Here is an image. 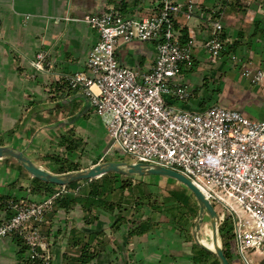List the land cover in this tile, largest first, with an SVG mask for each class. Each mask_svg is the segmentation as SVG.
I'll use <instances>...</instances> for the list:
<instances>
[{"label":"crops","instance_id":"0c3cea01","mask_svg":"<svg viewBox=\"0 0 264 264\" xmlns=\"http://www.w3.org/2000/svg\"><path fill=\"white\" fill-rule=\"evenodd\" d=\"M176 2L181 12L174 32L189 47L191 60L180 65L173 81L190 93L183 100L165 96L166 102L189 111L224 102L250 119H264V81L253 83L242 72L264 68V0ZM188 3L189 19L183 12ZM159 6L160 0H0V146L22 151L52 174L89 167L119 149L89 97L66 76L88 73L98 34L83 21L86 15L113 9L141 18ZM216 21L227 46L218 61L204 48ZM39 52L45 54L43 71L31 65ZM116 54L122 65L144 73L156 60V42L120 44ZM101 177L63 186L36 180L14 158L1 157L0 224L14 213L11 200L55 196V208L39 226L50 264H220L196 244L185 216L172 219L173 209L171 219H163V205L148 206L143 195L158 177ZM231 254L229 264H244L235 245ZM0 264L41 262L30 259L26 244L10 234L0 237Z\"/></svg>","mask_w":264,"mask_h":264},{"label":"built area","instance_id":"2783aa9c","mask_svg":"<svg viewBox=\"0 0 264 264\" xmlns=\"http://www.w3.org/2000/svg\"><path fill=\"white\" fill-rule=\"evenodd\" d=\"M181 12L176 0H160L157 13L147 17H124L117 10L86 15L83 21L98 34L87 58L88 73L66 76L72 88L82 90L105 129L130 162L158 164L180 172L200 188L210 201H218L232 217L233 243L244 264L253 249L264 256V119H250L240 111L211 105L201 111L180 110L165 96L186 99L189 89L174 82L179 67L190 62L189 47L179 42L174 20ZM184 16L193 15L185 5ZM222 23H213L204 48L213 60L226 55L221 38ZM156 42L157 56L144 73L122 65L116 54L120 44L132 41ZM45 54L39 52L31 65L43 71ZM253 83L264 81V68L243 69ZM241 205L235 209L213 192ZM12 216L0 224V237L17 235L26 244L29 257L50 264V253L39 230L45 215L55 208V196L40 202L25 199L9 202Z\"/></svg>","mask_w":264,"mask_h":264},{"label":"water","instance_id":"95a60500","mask_svg":"<svg viewBox=\"0 0 264 264\" xmlns=\"http://www.w3.org/2000/svg\"><path fill=\"white\" fill-rule=\"evenodd\" d=\"M9 156L14 158L28 173L33 177L53 184L68 185L78 180H91L106 173H116L124 176H146L159 175L170 177L185 185L193 194L197 205L198 213L193 223V238L201 248L213 253L219 260L220 264H229L228 259L223 253L219 235V216L212 203L205 197L203 192L191 180L178 171L173 169L146 162H130L125 160H112L98 162L89 167L81 168L62 174H52L47 170L39 167L30 160L22 151L11 146H0V158ZM207 214L210 220L211 234L209 236L213 248L207 247L201 242L200 229L203 223V217Z\"/></svg>","mask_w":264,"mask_h":264},{"label":"rangeland","instance_id":"374dc122","mask_svg":"<svg viewBox=\"0 0 264 264\" xmlns=\"http://www.w3.org/2000/svg\"><path fill=\"white\" fill-rule=\"evenodd\" d=\"M220 103L221 102H219V104H214V105H220V106L226 107L224 106V102L222 104ZM211 105H213V103ZM113 152H115V154ZM113 152L106 153L105 155H103L100 162L112 161V160H116V161L117 160H125V161L132 160L131 156H129L128 154H124V153L121 154L119 149L117 148H113ZM112 176L114 175H106L105 177H101L98 180H103V179L109 180L110 178H112ZM147 176H156L159 178L157 180H160L159 182L155 184V186L153 185L148 186L151 192H148V194L145 196L143 195V197H145L146 199V203L148 204V206L150 205L152 206V204H157V208H160V205H163L162 212L160 210L159 211L160 215H158V217H163V219H166V218L171 219V217L169 216V213L172 212L173 209L176 210V211H173L172 219H175V217H177L178 220H181L183 216H185L186 222L190 228V231L192 232L193 223L198 213V205L191 191L185 185H183L182 183L178 182L177 180L173 178L159 176V175H147ZM138 177H142V176H138ZM155 189L160 190V191L154 192ZM212 189L214 193H217V194L220 193V195L223 196L228 202V204L232 205L233 208L241 209V205L234 198L230 197L227 194H223L215 185H212ZM176 201L178 203V206H175V204H173ZM184 201L188 203V206L187 205L181 206L182 202ZM211 203L213 207L215 208V210L217 211L218 215L221 216V213L224 211L222 208V205L216 200L212 201ZM224 213H225L224 215L225 219L228 216L226 220L224 219L226 221L225 226H227V224L232 225L231 214L227 212H224ZM223 221H221V223L219 224V228L224 225ZM209 229H210L209 216L205 214L203 217V223L201 224V229H200L201 238L210 241L209 236L206 235ZM220 241H221V238H220ZM221 246H222V241H221ZM244 255L249 260L250 264H264V256L259 254L257 251H254L253 249H246L244 251Z\"/></svg>","mask_w":264,"mask_h":264},{"label":"trees","instance_id":"16d2710c","mask_svg":"<svg viewBox=\"0 0 264 264\" xmlns=\"http://www.w3.org/2000/svg\"><path fill=\"white\" fill-rule=\"evenodd\" d=\"M120 153L123 154L122 152H120ZM106 175H119V176H124V175L116 174V173H106V174H103V176H106ZM128 177H131V176H128ZM36 180H38V179L36 178ZM84 180L85 181H88L87 179H84ZM78 181H82V180H78ZM75 182H77V181H75ZM75 182H73V183H75ZM124 185H126V184H124ZM184 203L186 205H188L187 202L184 201ZM227 218H228V216L226 217V219ZM225 220L223 221V224L224 225L219 228V235H220V238H221V241H222L223 253H224L225 257L229 261L231 259V255H232L231 253L234 251L233 231H232V225H228L227 224V226H225L226 225V221Z\"/></svg>","mask_w":264,"mask_h":264},{"label":"bare ground","instance_id":"6f19581e","mask_svg":"<svg viewBox=\"0 0 264 264\" xmlns=\"http://www.w3.org/2000/svg\"><path fill=\"white\" fill-rule=\"evenodd\" d=\"M210 234H211V230L209 229V230L207 231L206 235L210 236ZM201 242H202L203 244H205L207 247L213 248V246H212V242H211V241H208V240L202 238V239H201Z\"/></svg>","mask_w":264,"mask_h":264}]
</instances>
